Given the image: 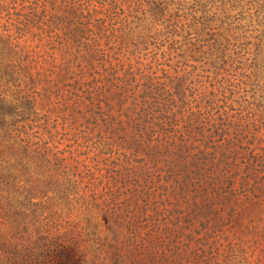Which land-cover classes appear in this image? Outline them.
<instances>
[{"label": "rangeland", "instance_id": "1", "mask_svg": "<svg viewBox=\"0 0 264 264\" xmlns=\"http://www.w3.org/2000/svg\"><path fill=\"white\" fill-rule=\"evenodd\" d=\"M2 39L0 264H264V0H0Z\"/></svg>", "mask_w": 264, "mask_h": 264}, {"label": "trees", "instance_id": "2", "mask_svg": "<svg viewBox=\"0 0 264 264\" xmlns=\"http://www.w3.org/2000/svg\"><path fill=\"white\" fill-rule=\"evenodd\" d=\"M22 57L18 43H10L2 39L0 44V146L7 144L15 147L20 142H24L25 139L19 136L23 129L21 125L29 119L27 111L34 110L35 107L30 97L25 94L28 92L26 87L32 84L26 81L27 73L23 65L26 58ZM30 80L34 83L33 78ZM22 85L25 87H21ZM10 90H12V96L7 94ZM50 253H52L51 250ZM52 255L61 264H81L82 262L81 255L72 248L63 247Z\"/></svg>", "mask_w": 264, "mask_h": 264}]
</instances>
